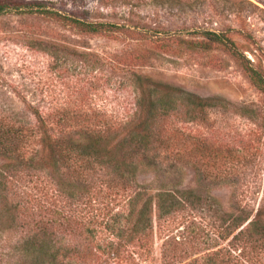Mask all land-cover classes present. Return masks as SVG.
Masks as SVG:
<instances>
[{"label": "rangeland", "instance_id": "obj_1", "mask_svg": "<svg viewBox=\"0 0 264 264\" xmlns=\"http://www.w3.org/2000/svg\"><path fill=\"white\" fill-rule=\"evenodd\" d=\"M17 1H42L127 31L82 32L23 8L0 14V145L12 153L10 159L0 156V166L8 164L0 172L9 174L7 195L20 204L17 225L0 227V264L18 261L11 244L28 232L27 213L40 218L39 207H56L60 215L95 228L85 243L97 251L79 264H209L206 255L231 239L214 240L210 231L235 222L237 215L251 219L264 207V93L231 54L203 47L201 32H226L264 78V0ZM135 74L181 92L217 97L195 118L185 117L183 102L175 103L179 115L172 126L182 135L172 138L202 141L199 172L189 161L165 177L150 169L120 177L92 167L79 175L88 191L77 188L88 198L67 199V186L59 191L45 171L25 163L41 147V120L55 135L78 124L118 127L139 106ZM74 162L69 159L72 167ZM161 183L197 196L171 216L154 217L150 234L127 240L120 254L105 262L112 236L104 221L127 213L128 196L139 184L150 192ZM116 219L128 224L123 215Z\"/></svg>", "mask_w": 264, "mask_h": 264}, {"label": "trees", "instance_id": "obj_2", "mask_svg": "<svg viewBox=\"0 0 264 264\" xmlns=\"http://www.w3.org/2000/svg\"><path fill=\"white\" fill-rule=\"evenodd\" d=\"M24 9L39 13L77 28L82 32L110 34L116 30L127 31L110 22H90L73 15L49 8L44 2H18L17 0H0V14L8 10ZM206 43L203 47L216 46L231 54L244 69L250 80L264 93V78L254 68L249 59L239 50L235 41L226 32L203 30ZM196 44V42H195ZM140 88L138 109L123 122L105 125L103 128L78 124L75 127L63 128L60 135H55L40 122V149L27 162L28 167H37L45 171L50 182L60 191L67 186L70 200L78 199L81 203L87 195L89 185L82 183L81 173L97 168L103 172H114L135 177L139 169H150L154 174L165 177L172 170H180V165L192 162L196 170L203 155L202 141L197 139L192 144L173 134H181L180 129L172 126L175 103L180 100L186 107L185 117L195 116L197 111L212 105L217 97H202L191 92H181L169 84H158L150 77L135 74ZM99 127V128H98ZM98 129V130H97ZM173 133V134H172ZM5 133H2V137ZM179 148H175V147ZM193 145V146H192ZM0 145V156L11 158V150ZM69 159L74 162L69 163ZM23 161V160H22ZM21 162V161H20ZM8 165V164H7ZM7 165L0 166L2 170ZM79 165V166H78ZM75 174V175H74ZM77 176V177H75ZM136 176V177H137ZM160 176V175H159ZM7 172H0V227L14 228L20 204L17 199L8 197L6 184ZM159 188L148 192L140 184L128 196L130 208L126 214L116 212L113 217L104 221V228L109 229L111 239L107 240L108 255L104 261L116 258L124 243L135 236L140 239L150 234L153 218L159 219L173 215L179 208L193 203L197 195L192 189L167 187L161 183ZM81 186L84 190L77 191ZM78 195H77V194ZM77 195V196H76ZM78 197V198H75ZM39 219L34 212L27 213L30 220L26 222L28 232L11 244L17 255L15 264H79L93 254L96 247H88L85 242L93 237L94 227L78 220L76 216L60 215L56 207H39ZM63 212V211H62ZM125 217L127 225H122L117 216ZM264 207L259 208L253 218H242L237 215L235 222L210 231L214 240H227L226 245L219 246L206 255L209 264H264ZM62 230L64 232L62 233ZM219 230V231H218ZM72 234V235H71Z\"/></svg>", "mask_w": 264, "mask_h": 264}]
</instances>
